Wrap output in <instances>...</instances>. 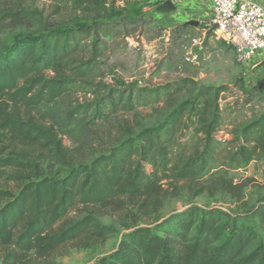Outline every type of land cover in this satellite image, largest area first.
<instances>
[{
	"label": "trees",
	"instance_id": "16d2710c",
	"mask_svg": "<svg viewBox=\"0 0 264 264\" xmlns=\"http://www.w3.org/2000/svg\"><path fill=\"white\" fill-rule=\"evenodd\" d=\"M50 1L80 14L47 22L41 10L18 5L0 17L28 28L0 44V184L14 185L0 188V264H50L66 246L97 247L116 231L101 217L125 210L126 231L97 264H264V201L239 212L191 207L138 224L156 216L170 195L179 196L183 183L197 185L198 194L236 189L233 173L264 161V114L227 141L220 136L223 87H202L178 102L172 84L95 83L107 65L99 60L103 38L115 35L108 0ZM131 13L136 18L142 12ZM35 22L41 23L34 28ZM138 23L130 22L133 31ZM78 93L93 98L71 102L51 125L29 114ZM162 103L167 112L161 121L123 125L113 145L91 160L68 157L63 136ZM222 145L234 150L222 157Z\"/></svg>",
	"mask_w": 264,
	"mask_h": 264
},
{
	"label": "rangeland",
	"instance_id": "374dc122",
	"mask_svg": "<svg viewBox=\"0 0 264 264\" xmlns=\"http://www.w3.org/2000/svg\"><path fill=\"white\" fill-rule=\"evenodd\" d=\"M18 5L28 10H41L47 22L70 19L80 14L79 11L65 9V3L50 0H0V17L6 8ZM107 8L108 14L110 16L113 14L111 21L116 22L115 35L112 39L103 38L106 48L99 60L106 62L107 65L100 67L105 75L94 79L95 83L102 82L110 88H154L172 84L178 87L176 94L178 102L194 97L202 87H212L214 91L223 87L218 96L223 121L220 136L227 141L232 140L234 133L244 125L264 114V84L262 90L257 88L258 82L264 81V67L260 70L263 77H254L252 68L246 69L253 61L244 66L238 64L234 49L212 36L203 45L194 46L192 38L206 28L205 22L199 27H184L173 19H156L148 13L147 21L140 23L136 31H133L135 25L124 20L128 11L126 7L121 5L116 7L110 3ZM39 23L41 22H35L34 28ZM27 29V26H12L6 20H1L0 44L10 42L15 35ZM255 59L264 62V52L258 51L253 60ZM186 78L190 81L183 83ZM92 98L89 93H78L58 103L42 106L29 114L35 121L51 125L54 120L64 116L71 102L76 104L77 101L82 102ZM164 106V103L139 106L133 113L119 112L108 122L90 131L80 132L76 129L73 138L63 136L68 157L75 160H91L94 155L107 151L113 145L115 137L121 134L120 128L123 125L151 126L161 121L167 112L161 109ZM24 111L26 114L22 115L28 117L26 110ZM225 148V145H222V157L226 156L227 151L234 150V148ZM58 166L55 165L54 170L60 168ZM233 174L235 176L233 183L237 190H232L236 194L232 190H221V188L198 194L197 185L183 183L179 196L170 195L164 200L156 216L143 218L138 224L151 225L165 215L186 211L191 207L239 212L264 201L263 160L252 161L247 169ZM7 187L13 189L14 185L0 184L1 189ZM125 211L121 215L113 213L101 217L105 224H113L116 228L113 235L104 243L90 248L66 246L53 257L50 264H97L102 256L109 255L117 248L122 233L126 231L127 227L123 224L130 223V220L124 219Z\"/></svg>",
	"mask_w": 264,
	"mask_h": 264
},
{
	"label": "built area",
	"instance_id": "2783aa9c",
	"mask_svg": "<svg viewBox=\"0 0 264 264\" xmlns=\"http://www.w3.org/2000/svg\"><path fill=\"white\" fill-rule=\"evenodd\" d=\"M212 17L206 28L192 38L201 46L212 36L235 51L242 66L253 61L258 51L264 52V6L251 0H210Z\"/></svg>",
	"mask_w": 264,
	"mask_h": 264
},
{
	"label": "crops",
	"instance_id": "0c3cea01",
	"mask_svg": "<svg viewBox=\"0 0 264 264\" xmlns=\"http://www.w3.org/2000/svg\"><path fill=\"white\" fill-rule=\"evenodd\" d=\"M166 0H108L109 4L118 7L127 8V20L128 23L131 21H139L138 25L143 21H147V14L150 13L156 19L164 20H175L180 22L183 26L184 23L191 19H196L200 21V25L205 22L206 25L209 23L212 17V7L210 0H172L173 4L176 6L175 10L169 13L158 12L157 7ZM255 1L262 6H264V0H251ZM140 10L142 13L135 18L132 15V11ZM122 20V21H124ZM185 27V26H184ZM262 64V65H261ZM261 65V66H259ZM259 68L256 69V67ZM264 67V62L260 60H253L250 67L252 68V74L256 78H262L263 74L260 73V70ZM256 69V70H255ZM255 70V71H254Z\"/></svg>",
	"mask_w": 264,
	"mask_h": 264
},
{
	"label": "water",
	"instance_id": "95a60500",
	"mask_svg": "<svg viewBox=\"0 0 264 264\" xmlns=\"http://www.w3.org/2000/svg\"><path fill=\"white\" fill-rule=\"evenodd\" d=\"M175 8L176 6L173 4L172 0H166L157 7V11L163 12V13H169V12L174 11ZM184 26L199 27L200 21L196 19H191V20L186 21L184 23ZM259 86H260V90H262L263 89L262 81H259Z\"/></svg>",
	"mask_w": 264,
	"mask_h": 264
}]
</instances>
